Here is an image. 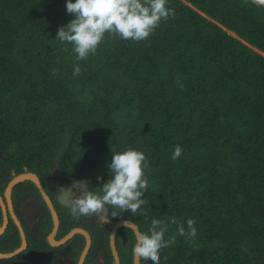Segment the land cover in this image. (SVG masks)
<instances>
[{"label": "trees", "instance_id": "obj_1", "mask_svg": "<svg viewBox=\"0 0 264 264\" xmlns=\"http://www.w3.org/2000/svg\"><path fill=\"white\" fill-rule=\"evenodd\" d=\"M66 3L0 0V168H57L67 185L99 192L112 153L142 151L147 213L110 220L147 233L153 219L186 230L194 219V239L169 224L164 239H176L160 264H264V6L168 0L174 17L146 40L106 35L78 61L56 39L74 19ZM134 242L130 233L121 264Z\"/></svg>", "mask_w": 264, "mask_h": 264}, {"label": "clouds", "instance_id": "obj_2", "mask_svg": "<svg viewBox=\"0 0 264 264\" xmlns=\"http://www.w3.org/2000/svg\"><path fill=\"white\" fill-rule=\"evenodd\" d=\"M244 2L248 3V0ZM167 3L168 0H67V12L73 14L74 19L58 29L56 39L73 45L76 59L85 60L90 54L96 53L106 35L134 41L146 40L162 20L174 17V9L167 7ZM252 3L264 6V0H252ZM80 73L81 68L77 64L73 75L78 76ZM181 154L182 149L177 145L172 159L177 160ZM148 167L142 151L128 148L123 152L112 153V161L107 165L111 179L103 183L99 192L90 188L89 181H79L71 187L60 189V201L69 208L72 216L95 217L100 226L128 210L133 216L146 215L147 210L142 205L147 203L144 194L149 187L145 174ZM102 179L97 177V181ZM168 221L165 223L164 220L153 219L147 233L136 232L132 255L137 264L140 260L160 264L161 250L176 239L175 235L164 239L169 224H176L181 236L190 239L197 236L194 219L187 220V230L175 217L168 218Z\"/></svg>", "mask_w": 264, "mask_h": 264}, {"label": "flooded vegetation", "instance_id": "obj_3", "mask_svg": "<svg viewBox=\"0 0 264 264\" xmlns=\"http://www.w3.org/2000/svg\"><path fill=\"white\" fill-rule=\"evenodd\" d=\"M3 160L5 158L0 153V163L5 162ZM1 172L3 174L5 170L0 168V197L5 205V214L0 206V227L4 226L3 232L0 234V253L12 252L20 246L21 236L16 221L23 230L26 242L24 250L13 258L24 253L23 257L14 264H114V257L110 248V235L113 231L114 247L119 258V264H121L125 251L127 252L129 249L130 233L134 239L135 234L125 226L113 230L115 223L121 220H110L100 226L95 217L72 216L69 208L61 203L58 195L61 188H68L72 185H67L64 182L57 168L47 169L45 174H43L44 172L35 174L28 171L23 173H32L37 177L56 212L58 228L53 237L54 242L56 243L72 229L77 228L87 233L88 243L83 233H76L66 242L51 246L48 241V235L53 229L50 209L47 207L43 194L37 185L28 180L14 185L10 193L9 207L4 192L10 180L19 174H15L13 169L9 170V175L4 173L3 176ZM8 177L10 179L6 182ZM79 181L81 180L77 182ZM73 191L76 192V189L73 188ZM125 228L129 229L130 233ZM87 244L85 256L80 261ZM132 257L133 255L131 261ZM146 262L140 260L139 264H146ZM151 263L152 261L149 264Z\"/></svg>", "mask_w": 264, "mask_h": 264}, {"label": "water", "instance_id": "obj_4", "mask_svg": "<svg viewBox=\"0 0 264 264\" xmlns=\"http://www.w3.org/2000/svg\"><path fill=\"white\" fill-rule=\"evenodd\" d=\"M24 180L31 181V182H33V183H35L37 185V187L39 188V190L43 194V199H44L47 207L50 209V214H51L52 223H53V229H52V232L48 235V241H49V244L51 246L60 245V244H62L64 242H66L68 239H70L76 233H83L84 236L86 237L87 243H88L89 239H88L87 233H85L84 231H82L80 229H77V228L72 229L68 234H66L63 238H61L56 243L54 242L53 237H54V234H55V232L57 231V228H58L57 215H56V212H55L51 202L49 201L48 197L45 195L42 187L40 186L37 177L34 174H32V173H22V174L14 176L13 179L10 180V182L8 183V185H7L6 189H5V192H4V196L6 197V201H7L9 207H10V193H11V189L18 182H22ZM0 206L3 209V211H4L5 205H4L3 200L1 199V197H0ZM4 214H5V211H4ZM124 221L125 220H121V221L116 222L115 225H114L113 230L117 229L118 227L125 226V227L131 229V231L136 235V232L138 231L136 225L133 224L130 221H127V223L125 224ZM16 224H17L18 229L20 231L21 244H20V246L17 249H15L12 252L0 253V259H3V260L11 259L14 256L18 255L19 253H21L24 250V248H25L26 242H25V236H24L23 230L21 229V227L19 226V223L17 221H16ZM3 229H4V226H1L0 227V234L3 232ZM111 235H110V248L112 250V254H113V257H114V264H119V258H118L117 252L115 250V247H114V231L111 232ZM87 248H88V244L86 245V247L84 248V250L82 252L80 261L84 258ZM150 262H151V260H148L146 262V264H149ZM132 264H137V261H136V259L134 257H132ZM138 264H139V262H138Z\"/></svg>", "mask_w": 264, "mask_h": 264}]
</instances>
